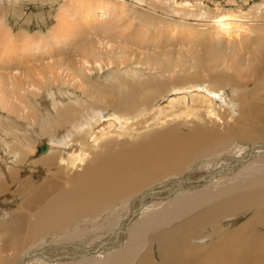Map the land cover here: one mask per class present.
<instances>
[{
  "label": "bare ground",
  "instance_id": "1",
  "mask_svg": "<svg viewBox=\"0 0 264 264\" xmlns=\"http://www.w3.org/2000/svg\"><path fill=\"white\" fill-rule=\"evenodd\" d=\"M86 1L70 5L79 13ZM96 1L95 10L110 15L111 4ZM190 1L158 2L199 15L183 20L186 50L155 45L159 51L149 61L158 76L110 75L92 84L82 64L100 62L99 44H72L78 62L64 55V46L54 64L25 71L32 73L30 86L55 91L38 109L20 93L21 81L9 82L13 72L0 70V264H264V45L245 58L242 39L233 57L226 48L203 54V42L215 38L202 34L199 40V34L216 18L207 13L211 9L201 10L208 0L194 11ZM223 11L215 14L222 17ZM89 18L94 33L112 40L113 52L120 50L115 58L126 62L128 43L111 34L115 28L103 16L105 22L96 12ZM0 31L4 71L19 70L34 45L51 48L45 37L34 42L36 35L26 34L15 43L10 32ZM45 42L50 48L42 47ZM20 48L25 51L15 53ZM57 73H67L70 83L58 91L63 81L48 83L49 76L60 80ZM19 128L48 138V155L33 164L39 145L24 144ZM6 136L26 151H8ZM25 162L32 171L22 178Z\"/></svg>",
  "mask_w": 264,
  "mask_h": 264
},
{
  "label": "rangeland",
  "instance_id": "2",
  "mask_svg": "<svg viewBox=\"0 0 264 264\" xmlns=\"http://www.w3.org/2000/svg\"><path fill=\"white\" fill-rule=\"evenodd\" d=\"M70 1L71 0H0V19L1 18L4 19V20L3 19L0 20L1 21L0 27L3 25L0 28V30H2V32L4 30L6 31V33L10 32L13 35V38H15L14 39L15 43L18 42L17 40L21 39V36L22 38L23 36L24 37L27 36L26 34H28L29 37L31 38L36 35V37L38 38L36 39V37H33L34 42L35 40H38L39 38L42 37L41 39L43 41L46 38L45 41L47 40L49 43L52 42L51 43L52 45L55 43H56L55 45H58L61 43V45L58 46L57 48L54 45L52 46L51 44H50L51 48L49 45L46 46L48 42L47 43L45 42V44L42 43V47L45 45L46 47L49 46L50 48V49L45 48V50H42V51L38 50L39 48L37 47V45H34L32 46L33 49L31 48L33 52L28 53V55L27 53H24L23 56L21 57L22 60L24 59L26 61H23L22 66H19V70L4 71L3 68L0 69L3 75L4 74L9 75V73L11 74L13 72L14 74L13 76H15V78L13 80H9V82L13 83L15 81L16 83H18L17 80L21 81L24 84V86L22 87L18 85L19 88H21L20 93L22 95L26 94L28 97L31 96L32 98L31 102H35L37 104L38 109L40 108L41 104L45 103V97H47L48 94L55 92V91L50 87L46 88L45 90H40L39 88L34 87V85L30 86V84L32 83L29 78L32 73H26L25 71L29 68H37L35 65L41 66V65H47V64L48 65L54 64V62L60 59L55 53H59L60 51H63L64 46H65L64 55L68 54L71 57L73 56L72 60L74 59L76 60L78 58L76 61L78 62L80 61L81 57L79 58V55H77L78 53L75 47L77 46L75 45L76 43L78 44L77 46L78 49L84 48L85 43H89L90 41H93L94 43L96 41L95 45L99 44L97 45V47H99L98 50L101 53L100 55H102V57H100V55L98 54L99 58H101V60L99 59L100 62L99 63L97 62V64H91V62H88V63L86 62L82 64L84 67V73L85 75H88L87 79L89 82H92V84L93 83L95 84L97 82L104 83L110 78V75L111 76L112 75H144L146 77L158 76L159 74L157 72V69L155 67L150 68L151 62L149 61V56L159 51L155 45H158V43L160 42H168V44L175 46V48L177 49V50L175 49L176 52H179V50L183 49L184 47H185L184 50H186L187 44H185V40L182 37L183 27L185 26L183 23V20H186V19L196 20L199 17V15L182 13L179 9L169 10L167 6L162 5V3L161 4L158 3L159 0H106L111 4V8L109 10L110 15L106 14L105 9L95 10L96 3H97L96 0H87V1L79 0V3L81 1H86V3H88L87 5H85L84 11L78 10L79 13L80 12L82 13V14L80 13L81 14L80 15L75 8L76 5H73V4L70 5ZM181 1L183 0H178V2H181ZM81 3L84 4V2H81ZM190 3L192 4L191 5L189 4V6L194 7L195 9H192L194 11L200 7L199 4L201 3V1L191 0ZM217 5L220 8H218ZM64 6L67 7V9H65ZM72 6H74L75 10ZM68 7H70V9L71 10L73 9L74 11L69 10ZM153 8L157 9V11H159L160 13L165 12L167 13V15L163 17V15H159L156 10H152ZM208 8L211 10H209L207 13L213 14V16L216 18L215 19L216 21L214 22V25L209 26V28L206 31L199 34V37H200L199 40L203 38L201 37L202 34H205L204 36L205 38H207L206 37L207 35L208 37H214L215 40L214 42L209 41L211 44L207 42H203V45L200 48L201 50H203L202 51L203 54H207V51H211V50L213 51V52L211 51L212 53H214V51L219 52L220 50L226 48L225 50L229 52L227 53L229 57H233L236 54L234 53L232 48H234L233 47L234 44H236L239 39H242V42L246 45L247 49L250 50V51L245 50L246 52L241 53V54H244V58H245V57H248V56H245L247 55L248 52L249 53L253 52L256 54L257 52L256 50L259 48L258 46L264 45V0H231V1L230 0H208V1H204V6L203 8H201V10L206 12ZM218 9L224 10L226 14H222V17L217 16L215 12L218 11ZM65 10H68L69 12L68 11L65 12ZM94 12L97 13V16L100 22L104 21L102 19V16H103L104 19H107L108 24H110L111 26L115 28L113 33L111 34L121 35L119 38L122 39V41H126V43H128V47L126 48L127 52H129V54L132 52V54L129 55L130 57L129 59H127L126 62H121L119 59L115 58L116 55L119 54L120 50L117 49L116 53L113 52V51H116L117 47H114L115 43L112 40L106 39L105 37H102V36L99 38L94 33V31H97L98 29L96 30L94 27L92 29V27L89 24L91 23V20L89 17ZM63 13H64V17L62 16ZM87 15H89L88 21L86 20L85 22L84 17ZM69 16H73L74 19L72 17L70 19ZM161 18L163 19L164 22L161 20ZM147 19L149 22L147 21ZM72 21H75V22H72ZM64 23L66 24L64 25ZM67 23H69V25ZM148 23H151V24H148ZM72 25L74 27L76 26L75 30L73 27L71 28ZM67 26L70 32H68L69 30H66L68 29ZM8 27H10L11 29ZM60 27L64 29L61 28L62 30L61 31ZM89 27L91 28L90 34H88ZM63 30L64 31L66 30V32H63ZM171 30H174L173 34H169ZM200 32L202 31L201 30L196 31L195 33L198 35V33ZM4 33L5 32H3V34ZM59 33H62V34H59ZM1 34L2 33L0 31V36ZM60 35H61V38H60ZM48 36L49 37L51 36L50 38L52 37L53 38L49 40ZM76 36L77 37L82 36L80 37L81 39L78 37L81 43L77 41L78 39H76ZM54 37L58 38L55 41V43H53L54 40L56 39V38L54 39ZM104 38L105 40H103ZM82 39H84L83 40L84 42L82 41ZM108 40H110L111 43ZM19 43L15 45L20 47L22 43L20 44ZM65 43H67L68 45ZM69 44H70V47H69ZM72 44L75 46L74 47L71 46ZM80 45L82 46L80 47ZM196 49L197 47L194 48V51H196ZM21 51H25V49H21V48L16 49L15 53H18ZM39 51L42 52L40 53L42 55L39 54ZM47 52H49V54ZM122 52L120 54H122ZM109 53H111L114 56L112 57V55ZM50 54H53V55H50ZM24 55H25V58H23ZM29 57H31L30 60H29ZM261 57L262 55H260L258 58L260 60V63L256 61V64H258L259 67L262 65ZM213 58L216 59L218 58V56H213ZM253 58L254 57L251 56V60ZM7 59H10V57L7 56ZM108 60L109 61L111 60L110 65L108 63L109 62ZM78 65L80 66V64ZM247 65L249 66L248 62H245L243 64L241 73L244 72L245 74L247 72V68H248ZM1 66L3 67L4 64L0 63V68ZM38 70H42V69L39 68ZM42 71L47 74L46 71L44 70ZM231 72L232 71H229V73ZM177 73L173 75L176 76ZM57 75L60 78V80L55 77L49 76L48 83L52 85L54 84L56 87L57 82L60 83L63 81L65 85H60L59 88L56 89V91L60 90V88L64 86L67 87L70 85L69 79L66 77L67 73L65 74L57 73ZM166 75L168 76L169 74H166ZM231 75H233V72L231 73ZM34 93L36 95H40V97H37V100L34 98V96H32L34 95ZM26 113L27 111H25L24 114ZM17 132L23 135L22 139H25L24 144H30L33 148L35 144L39 145L37 151L35 152L33 151L32 153L33 160H34L33 164L36 162H39L38 158L48 155L51 149L49 148L47 150V146L49 145L50 147V144L47 142L48 138L37 137L36 134H33V138H32L29 132L23 128H19ZM3 141L7 145L6 147H8L7 149L8 151L12 147H14L17 150H21L22 152L26 151V148H27L26 146H23L21 143L19 145L12 144L13 143L12 139L8 136L4 137ZM61 150L62 148L59 147V149L56 152H52V154H55ZM44 151L46 152L44 153ZM23 166L24 168L22 169L21 174H22V178H26L28 174L26 173L25 170H29V171H32V170L30 166L27 165V162H25ZM247 220L248 218L243 219L240 222V224L245 223V221Z\"/></svg>",
  "mask_w": 264,
  "mask_h": 264
}]
</instances>
